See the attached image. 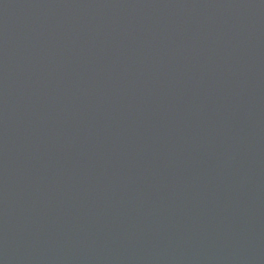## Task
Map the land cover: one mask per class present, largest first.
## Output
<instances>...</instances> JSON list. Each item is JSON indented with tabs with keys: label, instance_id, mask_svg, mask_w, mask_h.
<instances>
[{
	"label": "water",
	"instance_id": "obj_1",
	"mask_svg": "<svg viewBox=\"0 0 264 264\" xmlns=\"http://www.w3.org/2000/svg\"><path fill=\"white\" fill-rule=\"evenodd\" d=\"M0 264H264V0H0Z\"/></svg>",
	"mask_w": 264,
	"mask_h": 264
}]
</instances>
